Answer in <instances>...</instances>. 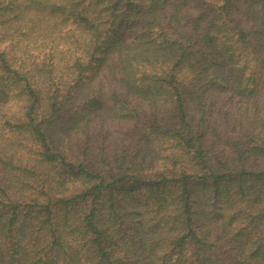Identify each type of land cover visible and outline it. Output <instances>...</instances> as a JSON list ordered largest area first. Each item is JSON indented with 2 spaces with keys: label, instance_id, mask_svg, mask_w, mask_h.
Segmentation results:
<instances>
[{
  "label": "trees",
  "instance_id": "obj_1",
  "mask_svg": "<svg viewBox=\"0 0 264 264\" xmlns=\"http://www.w3.org/2000/svg\"><path fill=\"white\" fill-rule=\"evenodd\" d=\"M0 264H264V0H0Z\"/></svg>",
  "mask_w": 264,
  "mask_h": 264
},
{
  "label": "rangeland",
  "instance_id": "obj_2",
  "mask_svg": "<svg viewBox=\"0 0 264 264\" xmlns=\"http://www.w3.org/2000/svg\"><path fill=\"white\" fill-rule=\"evenodd\" d=\"M3 159H4V160H7V157L4 156Z\"/></svg>",
  "mask_w": 264,
  "mask_h": 264
}]
</instances>
